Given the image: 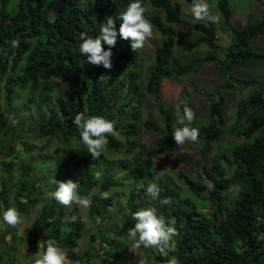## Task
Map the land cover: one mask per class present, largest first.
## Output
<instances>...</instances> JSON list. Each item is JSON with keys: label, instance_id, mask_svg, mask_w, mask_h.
<instances>
[{"label": "trees", "instance_id": "trees-1", "mask_svg": "<svg viewBox=\"0 0 264 264\" xmlns=\"http://www.w3.org/2000/svg\"><path fill=\"white\" fill-rule=\"evenodd\" d=\"M182 1L192 6V0ZM132 2L134 0H0V83L4 82L7 105L17 89L38 91L37 108L46 103L53 104L46 119L36 120L39 134L59 137L64 144L72 140L81 143L79 131L73 124L77 113L102 116L114 121L119 133L122 129L125 130L123 135L128 153L137 146L145 149V146L138 145L130 138L140 125L160 133L157 147L147 151L146 158L134 159L130 166L133 177L143 180L140 191L132 192L131 198H146L149 197L146 194L147 181L153 174L151 157L163 155L168 148L179 146L172 138L176 128L174 114L163 104L160 95L161 81L175 78L183 83V76L196 74L204 64L213 62L221 74V88L227 91L249 89L250 92L236 103L232 126H227L225 122L224 96L218 90L214 92L215 98L209 102L208 107L210 122L199 128L197 147L203 148L204 152L210 151L222 136L236 131L243 141L232 148L229 157H223L224 164H214L210 169L202 165L206 181L194 183L185 179L184 183L195 196L196 202L197 199H202L212 204V221L196 215L191 205L195 201L193 197L186 196L182 199V195L165 181L160 179L156 182L161 191L159 197L149 199L164 221L175 220L172 226L176 228L177 235L168 255L164 257L158 251L152 264H167L173 256L177 258L178 264H264V108L253 115L248 123L245 122L255 105H264V53L252 46V41L264 37V13L257 22H249L241 28L234 27L230 1L217 0L216 6L221 16L219 25L230 40L229 45L224 46L218 40L219 31L214 23H191L182 19L181 2L141 0L143 7L147 8L149 4L163 12V16L145 12L153 29L158 30L163 37L146 70L147 79L143 88L153 97L158 109L162 123L159 128L151 121H142V100L137 98L142 89L137 82V57L131 49L130 41L117 38L116 45L111 49L113 55L110 69L103 65L89 64L79 51L81 33L97 36L100 24L108 16L115 19L118 31L121 23L119 14ZM175 25H184L199 34L193 42L185 44L184 51L191 52L198 46H205L206 55L195 57L185 65L175 60ZM13 40L18 41L17 47L12 46ZM108 47L104 45L105 50ZM236 67L259 71L261 75L239 77L233 73ZM66 74H71L73 78V96L53 97L45 84ZM125 83L128 90L124 98L119 92ZM185 104L190 107L186 98L177 101L181 116ZM122 114L128 118L125 124L121 120ZM8 129L4 114L0 111V131L7 135ZM119 145L114 137L108 136L109 149L117 150ZM13 149L12 146L6 149L4 147L3 158L13 155ZM179 160L192 167L201 165V161L197 160ZM76 162L83 165L79 194L89 196L95 192L98 181L91 178L88 167L96 161L81 158L76 159ZM5 164L12 167V162ZM100 175L101 190L91 196L92 204L88 208V217L92 221L106 217L114 202L110 195L107 199L102 198V193L111 187V176L106 172ZM208 182L213 185L211 189L208 188ZM14 187L10 197L13 185L9 182L1 184L0 208L5 210L14 207L18 209L22 219L28 218L30 211L39 202L35 194H41V190L35 181L28 184L26 179L15 183ZM232 188L233 196L228 199V191ZM164 199H170L171 203L163 204ZM128 205L133 209L132 201ZM134 225V222H126L124 230H114L110 234L128 240V229ZM20 226L13 228L17 231ZM4 227L6 228L5 225H0V234L3 236L7 233ZM33 227L43 231L41 241L55 239L72 264L104 263L113 257L118 258V253L128 250L117 239L107 241L106 234L103 233L102 241L91 238L100 245L98 249L89 248L96 252L95 255L89 256L88 250L77 253L83 227L75 216L66 219L64 206L59 205L55 198L34 217ZM31 235L27 231L29 238ZM101 244H105L106 248ZM99 253L102 255H98ZM92 257L96 261L93 262Z\"/></svg>", "mask_w": 264, "mask_h": 264}, {"label": "rangeland", "instance_id": "rangeland-1", "mask_svg": "<svg viewBox=\"0 0 264 264\" xmlns=\"http://www.w3.org/2000/svg\"><path fill=\"white\" fill-rule=\"evenodd\" d=\"M182 4V19L185 22H205L195 21L191 13L190 5H187L181 0H177ZM232 8V23L234 27H243L249 22H257L264 13V0H229ZM209 4L210 14L217 17L216 22H212L216 25L218 32V40L220 44L227 46L230 43L227 34L224 33L220 27L221 16L216 6L217 0H203ZM147 13L149 15L158 13L163 16V12L158 9H154L147 4ZM175 30V48L173 58L180 64H187L191 59L195 57H202L206 55L205 46H198L191 52L183 50L186 43L193 42L199 34L187 29L184 25L174 26ZM163 37L158 30L153 29V37L145 42V45L135 51L137 57V68L139 78L137 80L141 87V92L137 98L142 100V121L148 120L153 122L159 128H161V118L158 109L154 103L153 97L144 91V85L147 79V68L153 61V55L155 48L160 44ZM252 46L264 53V37L252 41ZM233 73L239 77H258L261 75L259 71H253L236 67ZM124 79V78H123ZM183 83H178L176 80H163L161 83V98L163 104L172 109L175 118L176 127H183L180 124L179 109L177 101L186 98L189 101L190 107L194 112V120L189 125L190 127L199 128L206 126L210 122L209 115V102L215 98L214 92L220 91L224 96L225 104L223 106V114L227 126L234 125L236 103L241 98L248 95L250 90L243 91H227L222 86L221 74L218 71L216 65L211 62L204 64L198 73H190L183 76ZM45 87L51 90L53 97L73 96V78L71 74H66L60 79L50 80L45 84ZM128 86H125L119 92L121 97L127 96ZM132 97V95H131ZM38 91L31 92L29 90H15V94L12 95L11 102L7 105L5 100L4 82L0 83V111L4 114V118L7 122L8 134L5 135L0 131V189L1 184L9 182L13 185V190L9 193L12 197L14 192V184L26 179L28 184L35 181L38 188L41 190V194H35L38 198V205L30 211L28 218L22 219L20 236L18 238V244L23 248L15 252L16 255L24 261L25 264H33L29 258L35 254H31L33 244L39 242L41 230L36 231L33 227L34 217L41 211L42 207L48 206L51 200L54 198L52 193L57 188V181H66L72 179L78 180L83 169V165H78L76 159L90 158L96 161L95 164L89 165L88 170L93 180L98 182L95 185L94 191H100L102 184L100 173L106 172L111 176V187L107 191L110 196L113 197L114 202L111 206L110 213L104 218H95L93 221L88 217V208H82L75 203L70 206H64L66 212V219L75 216L78 222L82 225V230L79 239V246L77 247V253H84L86 250L89 256L96 254L94 250H89L90 247L95 249L99 248V243L92 241V237L99 241L106 234V240L109 241L112 238L117 239L127 246L126 252L118 253V258H111L103 262H95L94 264H152L153 258L158 254V250L155 248L130 250L132 240L129 237L125 240L123 237L112 236V231H122L125 229L126 222H136L132 219V214L137 210L145 207H153V204L149 197L141 198L140 196H134L131 198V193H138L143 184V180H139L133 177L130 173L131 162L134 159L146 158V152L153 150L157 147V143L161 138L160 133H156L152 129H147L143 126H139L136 133L131 134L130 138L134 140L138 145L145 146V149L137 146L131 153H128L125 145V138L122 129L118 137H114L119 142V148L117 150H111L107 147L98 159H93L92 155L87 152L86 146L77 140H72L68 144H64L59 137H49L40 135L37 127V118L46 119L49 116L50 109L53 108L52 103H46L41 108L38 107ZM264 105H255L248 118L249 119L258 113ZM179 113V116L177 115ZM122 123L125 124L128 120L125 114L121 116ZM187 123V122H185ZM243 138L238 135V132L232 134H225L222 136L217 144L212 145L210 151L204 152L203 148H198L196 143L191 141L186 142L184 145H179L177 148H168L163 155L152 156V177L147 181V186L150 183L157 185L158 180L165 181L171 188L176 189L185 199L186 196H195L187 189V185L184 183L185 179H189L194 183H201L202 180L206 181L202 165L207 168H211L212 165L220 163L224 164V156L229 157L233 147L240 145ZM3 146V148H2ZM8 146H12L14 154L8 158H3L5 151L3 150ZM72 156V157H71ZM179 158H187L192 161H201V165L192 167L185 162L179 160ZM12 162V167L6 166L5 163ZM30 167L31 169H25ZM164 171V175H160L161 171ZM201 178V180H200ZM80 190V188H79ZM161 192V191H160ZM234 188L228 191V199L232 198ZM160 194V193H159ZM197 199V198H196ZM132 201L134 205L133 209L128 205ZM192 201L191 205L196 211V215L205 217L212 221L211 213L213 212L212 204L202 199H197V202ZM59 205H62L58 202ZM11 205V203H10ZM1 209V208H0ZM133 210V211H132ZM3 209L0 210V215L3 214ZM0 216V225L4 224L2 217ZM165 223H169L166 222ZM134 227V226H133ZM130 228H132L130 226ZM25 229V231H23ZM27 230L31 232V238L35 236L36 241H31V238L27 236ZM40 233V235H39ZM21 234H24L22 236ZM102 235V236H101ZM26 238V239H25ZM104 238V237H103ZM6 239V238H5ZM176 235L172 238L171 249L174 246ZM102 241V239H101ZM103 245L106 248L105 244ZM30 248V252L28 249ZM1 251H6V246L0 242V254ZM100 250H98L99 252ZM114 254V253H113ZM98 255H102L99 253ZM168 255V252H167ZM167 255H164L166 257ZM94 258V257H92ZM96 258L93 259V262ZM70 264L72 262L69 260Z\"/></svg>", "mask_w": 264, "mask_h": 264}, {"label": "clouds", "instance_id": "clouds-1", "mask_svg": "<svg viewBox=\"0 0 264 264\" xmlns=\"http://www.w3.org/2000/svg\"><path fill=\"white\" fill-rule=\"evenodd\" d=\"M146 11L147 8L142 6L141 0H134V2L127 5L126 9L119 14L121 23L118 31L116 29L115 19L111 16L106 17L105 21L100 24L97 36L91 37L87 33H81L80 39L82 42L79 47L80 53L87 58L89 64L95 66L103 65L104 68L110 69L112 67L111 57L113 55L111 49L116 45L118 37L122 40L130 41V46L133 51L141 49L145 45V42L153 37V25L146 19ZM191 13L195 21L216 22L218 20L217 17L210 14L209 4L203 2V0H192ZM104 45L109 46L108 50L104 49ZM12 46L17 47L18 41L13 40ZM163 80L176 79L165 78ZM176 82L178 81L176 80ZM179 113H177L178 116ZM194 116L195 114L192 109L185 104L183 116H180L178 121L184 126L176 127L175 125L176 128L172 134L176 145H184L189 141L193 143L198 142L199 130L189 126L194 120ZM73 124L79 131L81 142L86 146L87 152L92 155L93 159H98L106 151L108 136L118 137L120 135L115 128V122L105 119L102 116H85L84 113H77L73 119ZM160 175H164L163 170L160 172ZM57 185L52 195L60 204L70 206L75 203L82 208H89L91 206V196H94L95 192H92L89 196L80 195L78 180L68 179L66 181H57ZM212 187L211 182H208V188L211 189ZM159 193L160 189L155 183H150L146 188V194L152 199L158 198ZM108 197V192L102 193V198L107 199ZM162 203L170 204L171 200L164 199ZM132 219L136 222L134 227L128 229V235L132 240L130 250L140 249L141 247L145 249L155 248L161 255H167V252L171 250L172 238L177 235L176 228L172 226L175 224V220L173 219L166 224L164 219L158 216L155 207H145L137 210L132 214ZM2 221L4 224L1 225L6 226V228L4 227V231L7 233L5 236L0 234V242L6 246V251H1L0 264L5 258L8 259V264H14L15 252L17 251L18 244L22 242L21 240L18 243V238L21 237L20 232L22 227L20 226L17 231L14 228L22 225L24 221L18 209L14 207H8L3 211ZM34 229L36 231L40 230ZM40 233L42 234L39 242H36L35 245L33 244V249L38 252L36 254H34L35 251L31 252V254H34L30 258L31 262L33 264H70L66 252L59 246L58 242L50 238L41 241L43 231L41 230ZM21 235L24 236V234ZM35 239L34 236V238H31V241H36ZM9 250H11V253H9ZM2 255L4 258H2ZM167 264H178V260L173 256L167 261Z\"/></svg>", "mask_w": 264, "mask_h": 264}, {"label": "crops", "instance_id": "crops-1", "mask_svg": "<svg viewBox=\"0 0 264 264\" xmlns=\"http://www.w3.org/2000/svg\"><path fill=\"white\" fill-rule=\"evenodd\" d=\"M22 248H23V247H22L21 245L18 246V249H19V250H21ZM37 252H38V251H35V254H36ZM2 258H4L3 255H2ZM28 260H30V258H29ZM1 264H8V259L5 258ZM14 264H25V262H24V261H21V259L18 257V254H17L16 257H15Z\"/></svg>", "mask_w": 264, "mask_h": 264}]
</instances>
